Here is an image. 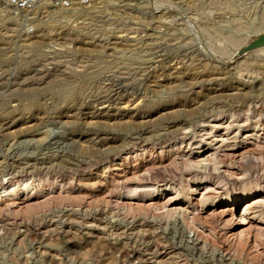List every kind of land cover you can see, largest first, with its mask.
Segmentation results:
<instances>
[{"label": "rangeland", "instance_id": "obj_1", "mask_svg": "<svg viewBox=\"0 0 264 264\" xmlns=\"http://www.w3.org/2000/svg\"><path fill=\"white\" fill-rule=\"evenodd\" d=\"M263 33L264 0H0V264H264L262 229L234 237L264 192V46L235 57Z\"/></svg>", "mask_w": 264, "mask_h": 264}, {"label": "bare ground", "instance_id": "obj_2", "mask_svg": "<svg viewBox=\"0 0 264 264\" xmlns=\"http://www.w3.org/2000/svg\"><path fill=\"white\" fill-rule=\"evenodd\" d=\"M44 71V70H43ZM35 74V73H34ZM49 75V74H48ZM31 79H33L32 77H31ZM35 79V78H34ZM1 86V85H0ZM101 101V100H100ZM222 121L221 120H218L217 121V124L216 125H214L215 127H218V126H222ZM254 131H256V129H254ZM219 132V137L221 138L220 140L221 141H226L227 139L225 138L224 139V137L226 136V134H227V132H220V131H218ZM253 135H256L255 133H250L249 135H246V136H244V138L243 139H240V137H239V134H234L229 140V142L231 143V144H227L228 145V147L229 148H232L233 150H236V152L238 153V150H240V149H243L244 147H245V144H247V140L249 139V137H252ZM216 137V136H215ZM215 141V140H214ZM207 142V141H206ZM212 143H213V141H211V142H208V145H212ZM216 144V143H215ZM214 148H212V147H208L207 149H205V156L203 157V159L202 160H204V161H209L210 160V158L213 156H216L217 155V152L215 151V150H213ZM246 151V150H245ZM142 175V174H141ZM143 176H144V174H143ZM4 190H3V192H4V194H7V195H12L14 192H16L17 190H18V187H17V185L14 183V185H12V186H7V187H2ZM198 189L199 188H197L196 187V185H195V187H193L192 189H191V193L192 194H196V192H198ZM134 190V189H133ZM132 189H131V191H129V193L128 194H133L134 193V191H133ZM137 190H139V189H137ZM137 190H135L136 192H137ZM206 193V192H205ZM127 194V193H126ZM137 194V193H136ZM261 195L260 196H258V197H255V198H253L252 200H250V201H248V202H246L245 203V206L242 208V213H241V215H240V219H238L239 221H238V225H244V227L242 228V229H240L237 233H235V235H234V237L235 238H240V239H242V238H244V237H246V235L249 233V232H251L252 233V230H259V229H262L263 231H264V226L263 225H260L261 223L262 224H264V216L263 215H258L257 213L259 212V211H254L253 212V214L254 215H251V214H249V210H251L250 208L252 207V204L253 203H256L257 202V204H258V202H260V203H262V204H264V192L263 193H260ZM132 196V195H131ZM206 196V195H205ZM205 196H203V197H205ZM203 197H201L200 198V200L198 199L197 201H199L201 204H202V206H204V204L206 203V201H204V200H202V198ZM34 197H27V198H24L23 199V202H22V200H21V202L22 203H24V204H26V203H28L30 200H32ZM158 197H152L150 200H153V199H157ZM174 200H175V198H174V196H171V195H169V197H168V199H167V201L164 203L166 206H168V205H173V202H174ZM239 200H240V198H233L232 200H231V202H232V205L231 206H227V207H225V208H222L221 210H219L220 211V215H222V217H224V218H226V219H229V220H234L235 218H236V213H237V211H238V202H239ZM159 201V200H158ZM21 203V204H22ZM155 202H151L150 204H154ZM157 203V202H156ZM155 203V204H156ZM163 204V205H164ZM172 208H169L168 207V210H173V209H175V210H181L182 209V211H183V209H185L183 206H175V205H173V206H171ZM256 207V206H255ZM258 207V206H257ZM187 209V208H186ZM253 209V208H252ZM257 209V208H256ZM254 210V209H253ZM185 211H187V210H185ZM218 211V212H219ZM179 212V211H178ZM182 213V212H181ZM213 215V214H212ZM237 220V219H236ZM232 222V221H231ZM233 225V224H232ZM260 231V230H259ZM250 233V234H251ZM249 235V234H248ZM250 237V236H249ZM194 238V237H193ZM195 240V239H194ZM239 240V239H238ZM219 253H221V252H219Z\"/></svg>", "mask_w": 264, "mask_h": 264}, {"label": "built area", "instance_id": "obj_3", "mask_svg": "<svg viewBox=\"0 0 264 264\" xmlns=\"http://www.w3.org/2000/svg\"><path fill=\"white\" fill-rule=\"evenodd\" d=\"M44 0H5V2L16 10H30L37 4ZM53 7L56 8H70L74 4H89L95 0H50ZM195 234L191 232L190 238H193Z\"/></svg>", "mask_w": 264, "mask_h": 264}, {"label": "water", "instance_id": "obj_4", "mask_svg": "<svg viewBox=\"0 0 264 264\" xmlns=\"http://www.w3.org/2000/svg\"><path fill=\"white\" fill-rule=\"evenodd\" d=\"M264 46V33L259 35L257 38L247 43L243 48L238 52V56L235 58H240L245 54Z\"/></svg>", "mask_w": 264, "mask_h": 264}]
</instances>
